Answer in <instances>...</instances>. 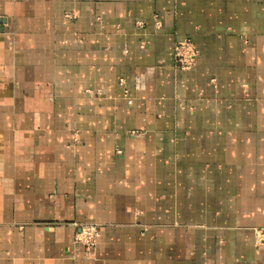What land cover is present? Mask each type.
<instances>
[{"label": "crops", "instance_id": "crops-1", "mask_svg": "<svg viewBox=\"0 0 264 264\" xmlns=\"http://www.w3.org/2000/svg\"><path fill=\"white\" fill-rule=\"evenodd\" d=\"M257 230L264 0H0V264H264Z\"/></svg>", "mask_w": 264, "mask_h": 264}, {"label": "built area", "instance_id": "built-area-1", "mask_svg": "<svg viewBox=\"0 0 264 264\" xmlns=\"http://www.w3.org/2000/svg\"><path fill=\"white\" fill-rule=\"evenodd\" d=\"M139 28L143 27V23L137 22ZM198 51L193 42L189 38H183L177 41L173 47L174 65L180 71H190L196 65ZM131 101H128L130 103ZM257 234L258 240L264 242V230ZM98 235L95 225H83L80 227L79 233L76 235V241L92 246Z\"/></svg>", "mask_w": 264, "mask_h": 264}, {"label": "rangeland", "instance_id": "rangeland-1", "mask_svg": "<svg viewBox=\"0 0 264 264\" xmlns=\"http://www.w3.org/2000/svg\"><path fill=\"white\" fill-rule=\"evenodd\" d=\"M259 232H261V230H257L255 233H256V235L257 234H260ZM255 238H256V240H257V244H262V242H260L259 240H258V237L257 236H255ZM264 243V242H263Z\"/></svg>", "mask_w": 264, "mask_h": 264}]
</instances>
